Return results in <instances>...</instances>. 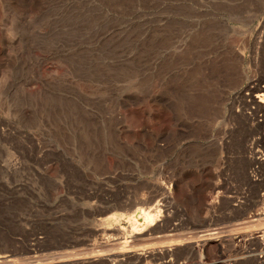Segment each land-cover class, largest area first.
Masks as SVG:
<instances>
[{"label":"rangeland","instance_id":"rangeland-1","mask_svg":"<svg viewBox=\"0 0 264 264\" xmlns=\"http://www.w3.org/2000/svg\"><path fill=\"white\" fill-rule=\"evenodd\" d=\"M5 74L0 264H264V0H0Z\"/></svg>","mask_w":264,"mask_h":264},{"label":"bare ground","instance_id":"bare-ground-1","mask_svg":"<svg viewBox=\"0 0 264 264\" xmlns=\"http://www.w3.org/2000/svg\"><path fill=\"white\" fill-rule=\"evenodd\" d=\"M260 40V39H259ZM261 42V41H260ZM250 93L247 95V100H248V103L250 104H256L259 106V108H261L260 106V102H258V100H260L261 98H263L264 96V89L262 87H260L259 85H254V87H251L249 89ZM263 100V99H262ZM252 106V105H251ZM258 112V111H257ZM256 112V113H257ZM262 112V111H261ZM244 115V114H243ZM244 118V117H243ZM251 119V118H250ZM254 121V120H253ZM249 124V123H248ZM242 142V141H241ZM253 145V144H252ZM248 150V148H247ZM254 151L253 148H249V152L250 151ZM256 150V149H255ZM255 155V154H254ZM258 156V155H257ZM254 157V156H253ZM254 159V158H253ZM260 158L256 159V164L258 163V161L260 162L259 160ZM255 160V159H254ZM255 162V161H254ZM254 162H251L252 165H254ZM263 162V161H262ZM261 164V163H260ZM252 168V167H251ZM250 170V169H249ZM252 180V179H251ZM150 202V201H149ZM140 203V202H139ZM138 203V204H139ZM143 204V203H142ZM146 205V204H144ZM148 205H150L148 203ZM137 206V205H136ZM133 208V207H132ZM137 209V208H136ZM130 212V211H129ZM114 217V216H112ZM133 218H131L132 220H135L137 222L135 223H138V225L141 227L140 231L139 232H136L134 234H132L130 236V238L133 240V243H137L139 241H147L148 239H150L153 235H155L156 233H158V228L155 227V224H158L157 222L161 221L160 220V216H159V212L157 210V208H151V207H148L147 206V209H143L142 210V217L141 219H137V215H134L132 216ZM162 217V216H161ZM130 219V218H129ZM258 220V219H257ZM262 220V219H261ZM128 221V220H127ZM115 222L116 223H119L120 222V217H116L115 218ZM138 227V226H137ZM176 227V226H175ZM175 227L173 228L174 231L177 230L178 228L175 229ZM120 228V227H119ZM121 230V229H120ZM119 229L117 228H107L105 229V231L107 232V235L109 236H106V237H109V239H111L110 241L107 240L106 242V245H110V244H113L115 247L117 246L119 248V252L114 251V252H117L116 253V258H117V261H120L122 260L123 256L125 255H130L133 254L135 251H134V247L130 241L127 240V238L124 236V234H122V232H125L124 230L121 232ZM172 231V230H171ZM130 233V232H129ZM126 234V233H125ZM263 235V233H262ZM206 236V235H205ZM129 237V236H128ZM181 237V236H180ZM189 239V238H187ZM193 239V238H191ZM256 239V238H255ZM254 239V240H255ZM258 239V238H257ZM149 241V240H148ZM184 241V240H183ZM104 242V241H103ZM152 242V241H151ZM189 242V241H188ZM255 243V242H254ZM259 245H262L264 246V235L262 236V238L257 242ZM181 244V243H180ZM136 245V244H135ZM111 246V245H110ZM180 246V245H179ZM115 250V249H114ZM138 250V249H136ZM173 250V249H172ZM194 249L192 248H189L188 251L191 255H193V251ZM107 252V251H106ZM151 252V251H150ZM170 252V251H169ZM172 252V251H171ZM97 253V252H96ZM195 253V252H194ZM107 254V253H106ZM111 254V253H110ZM114 254V253H112ZM150 254V253H148ZM147 254V255H148ZM153 254V253H151ZM150 254V256H151ZM115 255V254H114ZM137 255V254H136ZM85 256V255H84ZM90 256V255H89ZM107 256V255H106ZM113 257V255H112ZM137 257V256H136ZM135 259H131V260H137L138 262H143L144 258L146 257L144 254H138V257ZM149 257V256H147ZM133 258V257H132ZM77 260H75L76 262L74 264H83V260L82 258L78 259L76 258ZM96 258L95 257H92V258H87L86 260H92V262L95 260ZM128 259V258H127ZM125 259V260H127ZM115 260V259H114ZM113 260V261H114ZM124 260V258H123ZM146 260V258H145ZM73 261V260H72ZM97 261V259H96ZM112 261V260H111ZM116 261V262H117ZM85 262V260H84ZM107 263V262H106ZM111 263V262H110ZM94 264H97V263H94Z\"/></svg>","mask_w":264,"mask_h":264},{"label":"clouds","instance_id":"clouds-1","mask_svg":"<svg viewBox=\"0 0 264 264\" xmlns=\"http://www.w3.org/2000/svg\"><path fill=\"white\" fill-rule=\"evenodd\" d=\"M8 34L10 38H13V39L15 38V35L12 31H9ZM10 78H11L10 74H5L3 76H0V85H6L9 82Z\"/></svg>","mask_w":264,"mask_h":264}]
</instances>
